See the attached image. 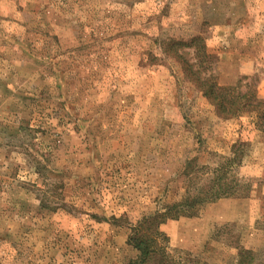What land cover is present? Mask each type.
I'll use <instances>...</instances> for the list:
<instances>
[{
	"label": "rangeland",
	"instance_id": "obj_1",
	"mask_svg": "<svg viewBox=\"0 0 264 264\" xmlns=\"http://www.w3.org/2000/svg\"><path fill=\"white\" fill-rule=\"evenodd\" d=\"M193 37L220 85L264 99V0H0V264H130L136 221L236 144L242 188L161 226L168 264H264V125L217 115L169 50Z\"/></svg>",
	"mask_w": 264,
	"mask_h": 264
},
{
	"label": "trees",
	"instance_id": "obj_2",
	"mask_svg": "<svg viewBox=\"0 0 264 264\" xmlns=\"http://www.w3.org/2000/svg\"><path fill=\"white\" fill-rule=\"evenodd\" d=\"M183 49L194 50V62L190 63L185 59L184 54L181 52ZM169 50H172L174 57L184 64L188 77L193 80L204 97L214 105L219 117L226 119L248 111H256L258 113V124L264 125V99L258 98L249 91L236 92L237 87L222 86L216 81L212 73H207L208 68L205 66V58H208L209 55L200 37H193L189 42H174ZM195 67L196 71H194ZM233 150L234 158L229 160L225 166L217 167L209 181L197 193L193 194L191 187H187L182 199L168 203L160 210L146 214L136 221L131 228L129 243L139 252V255L130 264L170 263L171 258L167 251L169 240L161 230V226L169 220L197 215L202 204L231 197L239 192L242 185L227 177L228 166L233 164L239 153L238 144L233 146ZM190 165L191 163L185 168L184 174L186 177L191 176L189 169L194 170V167L190 168ZM42 205L48 208L45 203H42ZM239 257V264H254V254L249 250L242 249Z\"/></svg>",
	"mask_w": 264,
	"mask_h": 264
}]
</instances>
